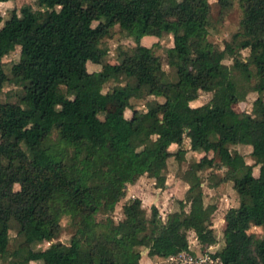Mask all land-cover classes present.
<instances>
[{
  "label": "trees",
  "instance_id": "16d2710c",
  "mask_svg": "<svg viewBox=\"0 0 264 264\" xmlns=\"http://www.w3.org/2000/svg\"><path fill=\"white\" fill-rule=\"evenodd\" d=\"M239 1L238 28L222 46L206 38L208 0H36V7L23 4L4 20L0 14V90L6 79L1 58L14 46L29 73L18 102L0 101V132L10 139L0 142V260L28 263L30 243L56 238L63 215L71 227L67 243L50 246L37 264H139L142 248L158 257L187 250V230L199 244H213L216 206L203 199L201 172L226 167L213 184L231 180L237 204L224 210L210 264H264V232L247 231L264 227V0ZM115 24L133 44L110 62L100 43ZM155 24L171 35L165 59L172 74L153 42L141 43ZM87 63L99 69L89 71ZM129 87L136 98L153 97L145 111L131 105ZM203 91L210 97L193 104ZM250 91L256 93L250 108L234 110ZM184 136L203 154L180 174L187 187L177 209L163 219L134 196L113 220L109 212L126 183L145 174L162 187L168 169L177 171ZM233 145L248 146L252 162ZM171 155L173 167L166 162ZM10 219L22 239L12 250Z\"/></svg>",
  "mask_w": 264,
  "mask_h": 264
},
{
  "label": "rangeland",
  "instance_id": "374dc122",
  "mask_svg": "<svg viewBox=\"0 0 264 264\" xmlns=\"http://www.w3.org/2000/svg\"><path fill=\"white\" fill-rule=\"evenodd\" d=\"M210 5V23L211 25L208 28L206 38L210 42L216 44L217 46H222V42L224 40H228L230 38V35L232 32H234L238 28V23L241 17V6L239 0H208ZM23 4H29L32 7H36V0H13L11 4L6 7H1L0 12L2 14V20H4L8 15L11 13H17L18 9ZM95 21L93 22V24ZM144 35H152L153 37L150 41L149 39H145L144 42L148 45H150L152 42V49L156 55L161 60L162 67L164 70L168 71L170 74H172L173 70L166 64V57H165V49L168 46H171L172 40L171 35L169 32H165L161 30V27L159 24L148 26L147 29L144 32ZM101 45L106 46L107 53L105 56V59L113 62L115 61L117 57V52L121 48H126L128 46H131L133 44V41L131 38H129L125 32L118 27V25H114L111 28L110 35L104 37L101 40ZM18 53H19V47L16 45L12 50H10L8 53L2 56L1 61L3 65L4 72L6 74V79L3 82L2 88L0 90V101H8V102H18L20 95H21V86L22 82L26 81L27 77L29 76L28 72L23 71L19 64H18ZM248 53V49L243 48L240 50V56L244 58ZM223 62L230 63L231 59L226 58L223 59ZM86 65L87 70L95 69L98 66L97 65ZM112 85V81H109L104 84L103 90L106 91L110 86ZM127 92L130 96V103L132 106L140 109L141 111L146 110V101L153 98L152 96H147L143 98H136L134 96L135 90L133 87H129L127 89ZM256 96V93L254 91H250L246 94L244 100L235 102L232 104V108L236 111L246 109L248 110L250 108V103L252 99ZM210 97V93L203 91L200 92L197 96V99L193 102L195 105L205 102ZM107 103L105 108L110 109L113 103V96L106 94ZM158 99L160 97H157ZM130 111L126 110V114H129ZM103 114L102 112H99L97 115V119L100 118ZM97 119H92V123L95 124ZM52 136L55 135V131H52ZM215 136V135H213ZM0 142L2 143H10V139L8 135L5 132H0ZM124 144H128L126 141ZM183 145L186 144V153L184 156L183 161H181L177 167V175L180 177V174L185 169L187 164L195 158H199L202 152H197V149H195L192 146V142L190 139H187V141H184L182 143ZM188 146V147H187ZM231 148H236L244 157V159L251 163L252 157L250 155V148L246 145H233ZM208 156L211 155V153H207ZM167 162L169 166L173 167V157L167 158ZM226 167H221L219 169H212L213 174L209 175L208 170H204L201 172L202 175V182H201V189L203 194V199L205 202H213L216 206L213 215H212V226L215 234L216 241L213 244L205 246L204 244L198 247V253H194L195 255H203V253L211 254L214 252L221 242V229L223 226L222 223V217L221 214L224 212V210L229 207L237 204V195L232 188V182L231 180H223L218 183L213 184L218 176H221L224 173ZM256 170V167H254V172ZM173 173V172H172ZM170 174L168 181H169V189L160 188V191L158 193L160 194L159 200H167L173 208H177L178 204L176 202L177 197L183 196V187L181 189V186L179 187V183L175 182V175L176 174ZM138 183L140 186L147 185V181L145 178L140 177ZM213 184V185H212ZM148 185H150L148 183ZM14 188H17V184H14ZM151 190V186L149 188ZM159 189V188H158ZM126 191V190H125ZM152 191V190H151ZM122 196L113 207V210L109 212L110 216L113 218V220H118L122 217L121 213V205L128 195ZM153 195L156 196L155 192L153 190ZM126 196V197H125ZM152 198V197H151ZM154 201V200H153ZM143 202H141V206ZM162 207L164 205H161ZM165 207V206H164ZM146 212H149V204H145L143 207ZM171 208V209H173ZM186 208V206H185ZM160 209V208H159ZM165 212V209H160L159 212ZM162 213H159V216L161 218H165V215H162ZM60 224L61 229L56 238L50 239V240H40V241H33L30 243L31 248L33 249V253L31 255V259L26 264H37L38 262L44 260V257L47 256V252H45L46 249H49L50 246H53L55 248H62V246L67 243L71 227L68 223V218L66 215L61 216L60 218ZM247 231L250 234L253 235H260L264 232V227L262 226H254L251 225ZM16 223L13 219H10L8 222V228L7 233L9 236V242H8V249L12 250L14 247L19 245L22 242V239L19 235H16ZM192 233L188 230L186 231V236L188 242L192 243V239L194 238V235H191ZM206 247V249H204ZM142 250V249H141ZM140 250V251H141ZM210 250V251H209ZM193 254V256H194ZM50 256V257H49ZM49 259H51V254H49ZM12 257H6L4 259L0 260V264H10V261L12 260ZM145 259L149 258L145 256ZM150 262V261H148ZM171 262L164 261V262H155L152 264H167ZM151 264V263H149Z\"/></svg>",
  "mask_w": 264,
  "mask_h": 264
},
{
  "label": "crops",
  "instance_id": "0c3cea01",
  "mask_svg": "<svg viewBox=\"0 0 264 264\" xmlns=\"http://www.w3.org/2000/svg\"><path fill=\"white\" fill-rule=\"evenodd\" d=\"M13 0H6V1H1L0 2V9H1V7H6V5L8 6L9 4H11V2H12ZM0 14H1V12H0ZM1 16H2V14H1ZM153 37H155V36H152V35H143L142 37H141V43H143V44H145V45H148V44H146L145 42H144V40L145 39H149L150 41H152L151 39L153 38ZM99 65V64H96V63H90L89 65ZM87 66H88V63H87ZM97 69H99V66L97 67V68H95V69H91V70H97ZM91 70H89V71H91ZM193 103V102H192ZM194 104V103H193ZM187 139H189L187 136H184L183 137V140H182V143L184 142V141H187ZM176 145L175 144H170L169 145V150H173L174 149V147H175ZM182 147H183V149H184V156H185V153H186V144L185 145H183L182 144ZM188 147V146H187ZM202 152L201 150H199V149H197V152ZM203 153V152H202ZM202 155V154H201ZM200 155V156H201ZM199 156V157H200ZM173 156L171 155V156H169L168 158H172ZM195 160H197V158H195ZM166 162H167V160H166ZM167 164H168V162H167ZM173 166H174V163H173ZM174 173V174H176L175 176V182L177 183V185H178V183H179V187L181 186V189H182V187H183V194H184V191H185V189H186V187H187V183L185 182V181H183L178 175H177V171L176 170H174V169H172V168H169L168 169V171H167V173H166V177H165V182H164V185L162 186V187H157V186H154V184H153V180L151 179V178H149V177H147L145 174H141V175H139L133 182H128V183H126L125 184V192H126V194L125 195H128L126 198H124V200H127L129 197H134V196H136V197H138L139 199H140V201L141 202H143L142 204V207H144L145 206V204H149V207H150V205L151 204H153L156 208H157V210L159 211L160 209H165V212H163V214L162 215H165L166 216V214L168 213V212H170V211H172V210H175V208H173V206L165 199H163V200H159V193H158V191H160V188H163V190L164 189H169V181H168V178H169V175L171 174V173ZM172 173V174H173ZM140 177H142V178H145V180L150 184V185H148V183H147V185H145V186H140V184L138 183V181H139V178ZM150 186H151V190L149 189L150 188ZM159 188V189H158ZM153 190H154V192H155V195L156 196H152L153 194ZM124 196V195H123ZM152 197V198H151ZM183 196H181V197H177V199H180V198H182ZM154 200V201H153ZM161 205H164L163 207L161 206ZM160 208V209H159ZM171 208H173V209H171ZM177 209V208H176ZM162 212H159V213H162ZM223 213L224 212H222V214H221V217H222V223H223ZM212 228H213V226H212ZM189 232H191L192 234L191 235H194V233H193V231L192 230H188ZM192 241V243L191 242H188V249L187 250H185V251H187V252H189V253H191V254H196V253H198V247L200 246V244L197 242V240L195 239V236H194V238L191 240ZM199 245V246H198ZM204 249H206V247H204ZM210 251V250H209ZM147 248H142V250L140 251V257H139V259H138V263L139 264H149V263H155V262H164V261H169V260H171L172 259V256H167V257H158V256H149L147 253ZM145 256H147L148 258H149V260L148 259H145ZM148 261H150V262H148Z\"/></svg>",
  "mask_w": 264,
  "mask_h": 264
},
{
  "label": "built area",
  "instance_id": "2783aa9c",
  "mask_svg": "<svg viewBox=\"0 0 264 264\" xmlns=\"http://www.w3.org/2000/svg\"><path fill=\"white\" fill-rule=\"evenodd\" d=\"M171 262L176 264H210L215 261L208 254L203 253V255H195L182 250L174 255H171Z\"/></svg>",
  "mask_w": 264,
  "mask_h": 264
}]
</instances>
